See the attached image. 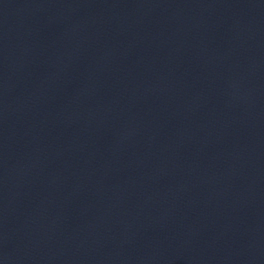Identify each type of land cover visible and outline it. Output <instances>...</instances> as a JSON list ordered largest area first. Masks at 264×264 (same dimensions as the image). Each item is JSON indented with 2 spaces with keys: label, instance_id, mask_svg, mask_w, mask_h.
Masks as SVG:
<instances>
[{
  "label": "water",
  "instance_id": "obj_1",
  "mask_svg": "<svg viewBox=\"0 0 264 264\" xmlns=\"http://www.w3.org/2000/svg\"><path fill=\"white\" fill-rule=\"evenodd\" d=\"M264 212V0H0V202Z\"/></svg>",
  "mask_w": 264,
  "mask_h": 264
}]
</instances>
